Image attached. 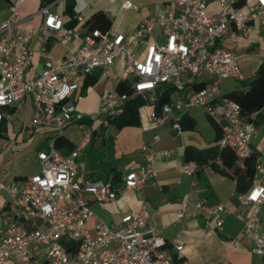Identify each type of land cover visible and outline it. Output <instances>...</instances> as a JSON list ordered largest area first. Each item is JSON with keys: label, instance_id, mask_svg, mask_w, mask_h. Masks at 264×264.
Returning <instances> with one entry per match:
<instances>
[{"label": "built area", "instance_id": "obj_1", "mask_svg": "<svg viewBox=\"0 0 264 264\" xmlns=\"http://www.w3.org/2000/svg\"><path fill=\"white\" fill-rule=\"evenodd\" d=\"M25 1L9 0L7 14L0 19V121L10 120L5 109L29 98L31 126L49 128L62 136L74 125L81 138L66 153L56 149L52 140L46 149L36 152L38 171L19 180L14 189L6 188L0 264L13 255L20 257V264H31L32 246L44 249L43 264H189L172 262L169 248L180 251L182 246L159 234L146 207L122 214L112 225L94 215L86 196L107 204L116 201L120 190L140 191L156 176L154 154L147 143L141 144V162L123 175L120 190L110 180L87 179L83 150L92 131L85 122L88 116L77 112L71 97L87 77L97 72L106 75L113 86L99 102L98 111L103 115L99 125L110 126V121L123 113L129 96L149 95L153 100L158 86L168 84L174 89V99L163 104L158 115L151 110V120L179 132L180 114L202 108L219 128L218 146L229 148L237 161L249 156L255 130L251 117L243 116L240 106L224 97L220 82L243 79L240 60L246 53L236 46L240 39L248 37L254 23L264 32V0H243L238 7L233 6L237 0H214L219 4L214 14L206 13L208 0H162L135 27V50H128L123 34L93 29L80 35V44L71 56L57 62L47 55L46 45L67 46L78 34L64 26L61 14L49 11V4L39 6L28 16L41 18L37 26L22 28L27 18L19 7ZM119 9L136 7L123 0ZM34 38L44 46L45 61L39 74L26 79ZM118 82H126L130 93L116 91ZM198 84L202 85L197 87ZM152 138L158 140L156 135ZM158 155L171 159L175 151L160 150ZM176 167L191 176L200 166L179 160ZM235 195L242 208H250L246 214L234 213L241 223L240 235L250 243L259 264H264V225L257 220L264 206V163L259 157L250 187ZM203 203L199 200L192 205L194 214L202 211ZM188 205L186 201L181 204L176 212L178 219L184 218ZM230 213L224 204L203 211L207 227L213 232L221 230L223 216ZM91 217L95 219L93 233L86 225ZM69 241L77 244L74 251L64 248L63 242Z\"/></svg>", "mask_w": 264, "mask_h": 264}, {"label": "crops", "instance_id": "obj_2", "mask_svg": "<svg viewBox=\"0 0 264 264\" xmlns=\"http://www.w3.org/2000/svg\"><path fill=\"white\" fill-rule=\"evenodd\" d=\"M74 1V9L78 13L79 20H77L78 24L73 30L78 36L73 38L67 46L60 43H51L45 48L47 55L54 62L72 55L80 44V35L85 31L81 27V23L97 10L104 12L108 10L106 14L112 21L110 31L123 34L126 37L128 50H135L134 30L119 32L114 28L113 20L120 16L129 18L130 15H134L133 28L135 29L144 17L152 13L153 6L161 3L162 0H129L136 6L135 10L119 9V4L123 0ZM43 4H49L50 12H57L62 16L64 0H26L19 7L21 15L27 18L21 24L22 28L35 27L41 22L39 16L33 18H28V16ZM6 8L7 6L4 8V14L0 16V19L5 18ZM218 11V2L208 0L206 13L214 14ZM111 13L114 15L112 16ZM236 47L237 50L248 54L253 48V42L250 41L244 44L239 41ZM30 48L31 57L24 73L26 79L39 74L45 61L44 46L41 42L34 38L30 43ZM262 60H264V57L256 63L255 69ZM241 67L242 63L240 64V70ZM255 69L249 76H252ZM94 75H98L96 83L87 87H83L82 84L71 97L77 112L86 116L98 111L101 98L113 86L106 75L99 72ZM233 83H227L225 80L221 81V91L226 93L225 88ZM197 108L199 107L192 109ZM151 110L152 107L149 105V112ZM5 111L10 113V120H2L5 130L3 137L0 138V228H2L1 216L8 201L6 188L14 189L19 180L38 171L36 152L46 149L56 137L55 132L49 128L31 126L32 104L29 98H25L14 106L5 109ZM184 113L195 121V127L192 131L181 130L178 132L165 125H157L154 120L148 117L149 113L144 118L140 117L141 123L138 127H125L119 131H113L111 126L98 125V127L91 130L90 140L83 150L86 155L85 175L87 179L112 180L113 187L120 190L123 175L135 170L141 162L139 149L142 143H147L150 151L154 154L152 166L156 170V176L153 180L147 182L140 191L120 190L116 201L113 203L99 204L86 196L90 209L104 223L112 225L119 221L122 214L135 212L146 207L150 222L158 229L159 234L168 241L175 239L181 244L180 251L173 247L169 248L172 259L174 258L178 262L217 264L227 261L228 264H259V257L251 251L250 243L241 237V223L234 216V213L237 212L246 214L250 211V208H242L239 205L234 193L235 180L213 170L210 161L202 164L191 176L185 175L176 167V162L183 160L182 151L186 145L196 149H204L211 146L214 139L212 127L210 128L211 133L206 138L193 132L196 129V118L198 116L195 114L198 113V110L191 112L189 109ZM88 119L89 116L85 119L87 124ZM105 127L111 130L104 132L102 128ZM153 135L157 136V141H153ZM62 136L69 140L73 147L80 140V134L74 125L68 127ZM72 136H78L79 139L73 141ZM250 146L252 150L258 152L261 162L264 163V132H256L255 128ZM160 150H174L175 156L171 159H163L158 155ZM59 151L68 152L66 149ZM199 200L204 201L202 211L194 214L192 205ZM184 201L189 205L184 218L178 219L176 212ZM217 204H224L231 213L223 216L221 230L213 232L207 227L203 211ZM257 220L264 225V206L259 209ZM94 224L95 219L93 217L87 220L86 225L91 233H93ZM212 224L213 220L209 221V225ZM30 254L31 264H43L44 249L42 247L32 246ZM20 263V257L13 255L4 264Z\"/></svg>", "mask_w": 264, "mask_h": 264}, {"label": "trees", "instance_id": "obj_3", "mask_svg": "<svg viewBox=\"0 0 264 264\" xmlns=\"http://www.w3.org/2000/svg\"><path fill=\"white\" fill-rule=\"evenodd\" d=\"M242 4L243 0L233 2L234 7L241 6ZM74 8V0H64L62 18L64 20V26L71 29L78 24V13ZM81 27L85 29L83 33L93 29H98L101 32H108L111 30L112 21L106 12L97 10L91 13L89 17L81 23ZM48 45L49 44H47L46 47H48ZM97 80L98 75L92 74L85 79L83 87L93 85ZM244 80L245 79L243 78L242 80H239V82ZM201 85L202 84H198L196 86L200 87ZM115 89L120 93H130L129 85L126 84V82H118L115 85ZM222 94L224 97L233 100L240 106V111L243 116H246L247 118L251 117L250 119L254 128L264 124V60L257 65L245 87L226 93L222 92ZM172 95H174L173 87L164 84L158 86L151 103L148 102V98L145 95L129 96V99L124 105L123 113L110 121L111 128L113 131H119L125 127L140 126L141 119L139 109L142 106L147 104L151 105L154 113L158 115L163 104L169 102ZM205 115L214 131L213 144L204 149H196L190 145H186L182 151L183 161H193L199 166L210 161L213 170L235 180V194L245 192L250 187L255 174L256 160L259 157L258 152L252 150V153L249 156L237 161L229 148L218 146L219 128L209 115L206 113ZM179 123L182 131H192L195 127V121L186 113H183L180 116ZM4 130L5 128L2 125V121H0V138L3 137ZM54 146L58 150L66 149L67 151L71 150L73 147L71 142L66 138H63V136L55 137ZM61 153H65V151H61ZM63 245L67 251H74L77 248V244L71 241L63 242ZM172 262L177 263L178 261L173 258Z\"/></svg>", "mask_w": 264, "mask_h": 264}, {"label": "rangeland", "instance_id": "obj_4", "mask_svg": "<svg viewBox=\"0 0 264 264\" xmlns=\"http://www.w3.org/2000/svg\"><path fill=\"white\" fill-rule=\"evenodd\" d=\"M9 1L7 0H0V16L4 14V8L8 5ZM136 7V6H135ZM35 19V18H34ZM113 26L116 30L119 32H131L134 30L133 26L135 23V17L134 15H130L129 18H124L123 16H120L119 18L117 17L116 19L113 20ZM253 42V48L246 54L243 58L240 60V64L242 63L241 71L243 77H246L244 81L239 82V81H233V80H225L227 83H233L231 86L228 88H225L226 92L235 90V89H240L245 87L247 84L250 74L253 72L255 69L256 63L264 57V32L259 30V27L257 23H254L253 28L250 30L248 37L246 39L242 38L240 40L241 43H248V42ZM228 47H234V44L232 43H227L226 44ZM240 51V50H239ZM249 76V77H248ZM210 81V79H209ZM148 102L151 103L152 98L150 96L147 97ZM173 96H171V101H173ZM194 110H198V113L195 114L198 117L196 118V129L195 132L196 134H200L202 137L208 136V134L211 133V126L208 123L204 110L202 108H197V109H190L191 112ZM149 113V104L142 106L139 109V115L141 118H144L146 114ZM89 119H88V127L90 130L95 129L98 125L99 122L103 119V115L99 113V111H95L91 114H88ZM8 122V121H7ZM6 122V124H7ZM104 132H109L111 129L108 127L102 128ZM256 132H264V125H259L256 128ZM81 138V136H79ZM78 136H72L73 141H77L79 139ZM208 139V137H207Z\"/></svg>", "mask_w": 264, "mask_h": 264}]
</instances>
